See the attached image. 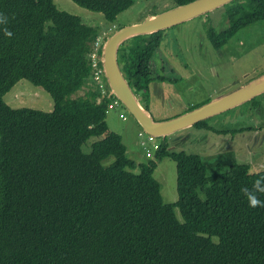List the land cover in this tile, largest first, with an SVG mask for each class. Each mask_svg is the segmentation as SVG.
Listing matches in <instances>:
<instances>
[{
  "label": "trees",
  "instance_id": "obj_1",
  "mask_svg": "<svg viewBox=\"0 0 264 264\" xmlns=\"http://www.w3.org/2000/svg\"><path fill=\"white\" fill-rule=\"evenodd\" d=\"M73 1L110 22L135 2ZM224 9L229 25L207 27L216 49L264 21V0H233ZM0 13L13 33L0 31V264H264V207H249L241 192L264 170L235 163L208 177L201 157L172 151L167 135L153 160L137 164L107 122L114 92L96 79L91 59L99 26L54 0H0ZM165 29L133 35L118 50L121 70L147 110L152 54ZM22 79L45 89L53 110L8 104L4 96ZM193 126L212 128L207 119ZM165 157L177 164L173 204L164 203L154 176Z\"/></svg>",
  "mask_w": 264,
  "mask_h": 264
},
{
  "label": "rangeland",
  "instance_id": "obj_2",
  "mask_svg": "<svg viewBox=\"0 0 264 264\" xmlns=\"http://www.w3.org/2000/svg\"><path fill=\"white\" fill-rule=\"evenodd\" d=\"M54 2L59 9L99 26L102 38L116 32L119 27L141 23L151 15L177 6L176 0H135L130 8L110 22L103 13L88 10L73 0ZM209 25H214L218 31L229 25L224 5L207 12L204 19L199 15L165 29L160 46L152 54L150 93L146 98L155 119L179 116L193 106H202L235 91L264 73V21L241 29L220 49L214 48L207 37ZM100 83L107 88L109 81L105 76ZM103 91L105 93L107 89ZM113 96L107 114L110 130L123 137L127 155L132 160L137 164L150 162L162 138L146 132L123 101L115 93ZM4 99L15 108L30 107L44 111L54 108L51 95L27 79L16 83ZM141 104L144 106L145 101ZM253 104L250 100L207 118L212 128L188 126L168 134L169 148L175 152L199 155L208 177L216 173L219 166L225 172L235 163L250 165L252 172L263 171L264 97L259 105ZM93 140L85 144L86 151H89ZM132 171L139 173L140 168ZM154 176L161 185L164 203L177 202L176 162L171 157L163 158L158 162ZM175 213L183 222L178 207Z\"/></svg>",
  "mask_w": 264,
  "mask_h": 264
},
{
  "label": "water",
  "instance_id": "obj_3",
  "mask_svg": "<svg viewBox=\"0 0 264 264\" xmlns=\"http://www.w3.org/2000/svg\"><path fill=\"white\" fill-rule=\"evenodd\" d=\"M233 0H193L177 5L158 15H151L141 23L121 27L106 41L103 48V66L111 90L123 101L146 132L153 136H166L177 130L225 112L264 93V74L214 101L191 109L167 120L155 119L139 101L129 85L118 62V50L126 39L136 34L152 33L175 26L193 17L206 14Z\"/></svg>",
  "mask_w": 264,
  "mask_h": 264
},
{
  "label": "clouds",
  "instance_id": "obj_4",
  "mask_svg": "<svg viewBox=\"0 0 264 264\" xmlns=\"http://www.w3.org/2000/svg\"><path fill=\"white\" fill-rule=\"evenodd\" d=\"M9 23V17L4 13H0V31H3V34L9 38L13 36V33L8 30L7 25ZM241 192L244 194L249 207H264V200L259 198L260 194H264V177L257 179L252 188L243 187Z\"/></svg>",
  "mask_w": 264,
  "mask_h": 264
},
{
  "label": "built area",
  "instance_id": "obj_5",
  "mask_svg": "<svg viewBox=\"0 0 264 264\" xmlns=\"http://www.w3.org/2000/svg\"><path fill=\"white\" fill-rule=\"evenodd\" d=\"M104 45V42L102 40V37L99 36L96 41L94 42V49L91 54L92 59V65L95 70V77L100 82L103 77H105V70L103 66V49L102 46ZM117 103L118 101L115 100Z\"/></svg>",
  "mask_w": 264,
  "mask_h": 264
}]
</instances>
